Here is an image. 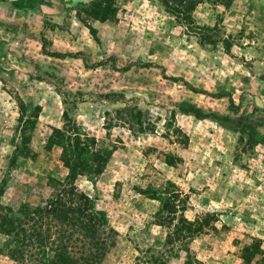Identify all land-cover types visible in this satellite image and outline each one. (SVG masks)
Here are the masks:
<instances>
[{
  "label": "rangeland",
  "instance_id": "obj_1",
  "mask_svg": "<svg viewBox=\"0 0 264 264\" xmlns=\"http://www.w3.org/2000/svg\"><path fill=\"white\" fill-rule=\"evenodd\" d=\"M17 1L0 3V264H264V126L251 141L178 108L264 117V0ZM59 189L103 215L104 244L31 213Z\"/></svg>",
  "mask_w": 264,
  "mask_h": 264
},
{
  "label": "trees",
  "instance_id": "obj_2",
  "mask_svg": "<svg viewBox=\"0 0 264 264\" xmlns=\"http://www.w3.org/2000/svg\"><path fill=\"white\" fill-rule=\"evenodd\" d=\"M1 1H13V0H1ZM57 1L62 4V8H65L66 4H70L73 2V0H57ZM159 1L164 5V7L168 11H171L176 15L187 16L189 15L190 11L195 8V4H197L198 2L202 0H177V3L175 6L171 4V0H159ZM226 1L229 2V0H226ZM50 54L56 57H60V58H63L65 56H72V57L78 56L83 60L86 67H96V66L110 64V66L113 69H116L119 72H126L133 66H137V67L155 66L154 63H151V62L130 61L127 64L123 65L122 67H116L113 62L115 60L113 56H110L107 59L100 60L98 62L89 64L87 63L82 52H76V53L53 52ZM164 76L173 81H181L184 85H186L192 91L206 94L209 96H214V97H221L223 95H226L228 99L231 101V103L233 102L231 94L226 91L218 92V93H211L207 90L200 89V88L198 89L192 86L188 81H186L185 79L181 77L167 76L165 74ZM117 94L118 93H105L102 96L105 98H108L109 100H114V99L118 100L116 96H119V95ZM178 108L182 113L192 114L196 118H199V119L210 118V119L215 120L219 125H221L224 128H227L233 131H241L245 133L247 137L249 138V140L251 141H257L263 138V136L260 135L258 131V127L264 126V117H262L260 120L246 117V118H243L240 123H238L234 119H229L216 112H206L195 106L185 107L184 105H179ZM100 172H101V169H96V173H100ZM60 190L61 189H59L58 192L55 193L54 197L51 200V203L49 204L50 206L48 208L41 209L39 207H36L32 209L33 211H31V213L37 214L39 217H44L46 219L50 217V220H54L55 222L57 221V219L61 220L60 224H63V225H70V226L78 225L79 228L83 232H85V234L87 231L88 233L94 234L91 239L96 240L98 243H100V245L104 244L103 241H99L98 237H96L95 235L96 232L99 230V227L104 224V222H101L103 221L102 219L103 217L101 218V216L103 215L99 213L98 211H93L91 207H81L77 204V201L75 200V198L79 199L80 203H81V200L87 199V197L83 193H71V195H73L75 198L73 196H69V198H65L63 194H60L61 193L59 192ZM84 203H86V201ZM65 232H68V231L65 230ZM46 238L47 237H42L39 239V242H42V246L44 245L43 243L45 242ZM68 240H69L68 238L67 239L63 238V240H60L59 242L61 244L59 245V247H56L57 249H55V250L59 249V252L61 254V257L59 258V262L61 261L63 263L62 260L69 259V245L65 243ZM8 246L11 247L10 250L11 252L14 253V255L16 254V252L18 253L20 252V251H16L14 247L15 245L12 242L8 243ZM103 247L101 246L99 248L98 246L97 247L98 249L97 248L96 249L97 251L99 250L102 251L101 248ZM42 258H43L42 264H55L54 256H51L50 258L49 252H46V255L44 254ZM14 259L17 260V257Z\"/></svg>",
  "mask_w": 264,
  "mask_h": 264
},
{
  "label": "crops",
  "instance_id": "obj_3",
  "mask_svg": "<svg viewBox=\"0 0 264 264\" xmlns=\"http://www.w3.org/2000/svg\"><path fill=\"white\" fill-rule=\"evenodd\" d=\"M14 1L16 2L17 0L10 1L11 3H10V2H6V3H7V4H9V3L12 4V3H14ZM1 2H2V1H0V3H1ZM17 2H18V1H17ZM3 3H5V2H3Z\"/></svg>",
  "mask_w": 264,
  "mask_h": 264
}]
</instances>
